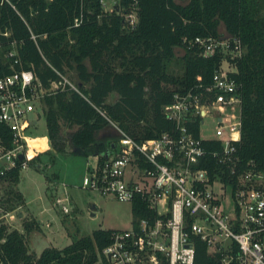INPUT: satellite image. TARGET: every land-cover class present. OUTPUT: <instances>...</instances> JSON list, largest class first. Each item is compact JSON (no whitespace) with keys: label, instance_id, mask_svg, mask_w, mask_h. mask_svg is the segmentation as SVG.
<instances>
[{"label":"trees","instance_id":"obj_1","mask_svg":"<svg viewBox=\"0 0 264 264\" xmlns=\"http://www.w3.org/2000/svg\"><path fill=\"white\" fill-rule=\"evenodd\" d=\"M116 1L118 7L107 13L99 0H0V77L13 69H26L48 86L57 79L55 70L73 71L83 94L63 90L42 99L49 144L45 151L96 156L102 164L119 137H99L107 128L113 126L117 133L119 128L138 141L171 131L175 124L166 119L163 107L176 92L209 85L221 60L218 53L203 56L196 45L187 48L183 39L220 37L222 24L244 48L231 73L241 95V139L235 143V154L243 165L262 169L264 0H138L133 28L123 17L132 0ZM176 48L184 50L181 75L167 71ZM12 49L19 63L7 56ZM111 93L117 98L108 103ZM198 124V117H193L189 127L195 134ZM65 126L68 133H63ZM0 137L10 144V131L2 123ZM204 144L219 145L212 140ZM205 159L202 166L219 167L211 156ZM19 178V166L0 177V184L9 186L5 195L0 193L4 212L24 203L21 192L14 189ZM131 212L134 224L135 218L146 215L145 203L135 198ZM23 229L8 231L0 225L3 264H108L102 250L111 243L114 230L96 229L63 248L45 247L37 255L29 252L26 243L32 223L25 221ZM220 258L218 253L208 254L206 245L197 241L195 264H217Z\"/></svg>","mask_w":264,"mask_h":264},{"label":"built area","instance_id":"obj_2","mask_svg":"<svg viewBox=\"0 0 264 264\" xmlns=\"http://www.w3.org/2000/svg\"><path fill=\"white\" fill-rule=\"evenodd\" d=\"M99 2L104 9V0ZM115 7L118 4L111 11ZM129 7L123 17L133 28L138 0ZM183 44L196 45L205 57L220 55L212 82L174 94L173 101L163 107L166 119L175 124L169 132L138 141L117 128L114 152L102 164L96 161L88 166L82 179V188L131 203L138 197L146 205V215L135 218L131 229L112 233L102 255L108 264H195L200 241L208 254H220L221 264H264V167L243 165L235 154V143L241 139V95L231 73L244 48L228 34L184 38ZM7 56L19 63L16 50ZM55 72L57 79L48 86L26 69H13L0 77V123L11 134L9 145L0 137V177L16 166L25 168L48 149L46 136L32 137L26 129L35 121L31 115L45 96L63 90L83 95L66 73ZM195 116L198 134L189 127ZM206 118L215 123L213 137L200 134ZM36 139H44L47 147L32 148L30 142ZM211 140L218 147L204 144ZM207 156L215 159L217 169L202 166ZM65 200H55L64 213L68 211ZM3 242L0 238V264Z\"/></svg>","mask_w":264,"mask_h":264},{"label":"rangeland","instance_id":"obj_3","mask_svg":"<svg viewBox=\"0 0 264 264\" xmlns=\"http://www.w3.org/2000/svg\"><path fill=\"white\" fill-rule=\"evenodd\" d=\"M104 2L103 10L107 13L111 12L114 3L117 4L115 0ZM218 32L221 36L227 35L222 24L218 26ZM175 53L176 58L168 63L167 71L173 75H181L183 63L180 58L184 50L176 48ZM230 69L233 70V67ZM67 76L75 81L73 71H67ZM116 98L117 95L111 93L107 102L111 103ZM31 117L36 123L27 126L28 134L32 137L46 136L42 109L37 107V112ZM214 129L213 119L206 118L200 127V134L203 137H213ZM69 131V128L63 127V133ZM105 135L116 136L118 133L112 126L100 132L98 136ZM39 143L38 140L31 142L33 146H38ZM35 157L37 158L20 170L19 182L14 187L21 192L24 203L9 212H4L0 205V225H5L8 231L17 229L24 232L23 223H32V231L26 234L29 252L38 255L45 247L63 248L96 229L123 231L132 228L131 202L82 188V179L87 175L88 166L95 164V157L63 155L48 151L40 152ZM0 187L1 195H5L8 183L0 184ZM57 198L66 199V213L61 210V205L55 204ZM19 213H22L21 217ZM11 215L13 217H10Z\"/></svg>","mask_w":264,"mask_h":264},{"label":"bare ground","instance_id":"obj_4","mask_svg":"<svg viewBox=\"0 0 264 264\" xmlns=\"http://www.w3.org/2000/svg\"><path fill=\"white\" fill-rule=\"evenodd\" d=\"M36 140H38V142H40L39 145H38V146H33V145L31 144V142H32V141H31V142H30L31 147H32V148H36V149H38V150L43 149V147L45 146L46 142H45L44 140H42V139H36ZM33 141H34V140H33ZM30 152H33V151L31 150Z\"/></svg>","mask_w":264,"mask_h":264},{"label":"water","instance_id":"obj_5","mask_svg":"<svg viewBox=\"0 0 264 264\" xmlns=\"http://www.w3.org/2000/svg\"><path fill=\"white\" fill-rule=\"evenodd\" d=\"M31 124H35V121H32ZM107 157H109V154H108V153L106 154V158H107ZM18 158H19L20 160L23 159V155H22V154H19ZM21 216H22V213H19V217H21ZM217 264H221V263L218 262Z\"/></svg>","mask_w":264,"mask_h":264},{"label":"crops","instance_id":"obj_6","mask_svg":"<svg viewBox=\"0 0 264 264\" xmlns=\"http://www.w3.org/2000/svg\"><path fill=\"white\" fill-rule=\"evenodd\" d=\"M48 147H49V146H48ZM93 157H95V156H93ZM95 160L97 161V157H95ZM96 161H95V162H96Z\"/></svg>","mask_w":264,"mask_h":264}]
</instances>
